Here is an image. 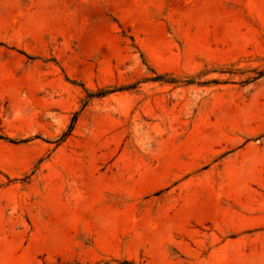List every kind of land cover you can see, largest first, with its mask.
<instances>
[{"label":"rangeland","instance_id":"rangeland-1","mask_svg":"<svg viewBox=\"0 0 264 264\" xmlns=\"http://www.w3.org/2000/svg\"><path fill=\"white\" fill-rule=\"evenodd\" d=\"M261 71L264 0H0V264H264Z\"/></svg>","mask_w":264,"mask_h":264},{"label":"trees","instance_id":"trees-1","mask_svg":"<svg viewBox=\"0 0 264 264\" xmlns=\"http://www.w3.org/2000/svg\"><path fill=\"white\" fill-rule=\"evenodd\" d=\"M262 72H264V71H261L260 73H262ZM153 78H156V79H163V77L161 76V75H156L155 77H153ZM122 263H126V264H132V263H130V262H128V261H123ZM121 262H118L117 264H122Z\"/></svg>","mask_w":264,"mask_h":264}]
</instances>
